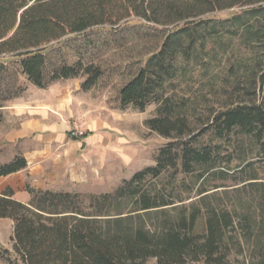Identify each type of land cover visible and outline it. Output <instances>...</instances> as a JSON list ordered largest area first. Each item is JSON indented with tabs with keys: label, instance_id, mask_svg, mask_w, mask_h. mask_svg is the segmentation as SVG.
<instances>
[{
	"label": "trees",
	"instance_id": "1",
	"mask_svg": "<svg viewBox=\"0 0 264 264\" xmlns=\"http://www.w3.org/2000/svg\"><path fill=\"white\" fill-rule=\"evenodd\" d=\"M225 13L224 17L218 16ZM131 30L151 41L143 64L118 89L120 109L155 104L145 125L169 141L154 165L115 190L82 193L25 184L21 202L0 194V218L12 221L6 264H264V192L257 213L205 206L217 166L264 165V0H0V122L25 90L103 76L95 60L68 43L89 32ZM155 37L156 41H153ZM119 40L114 39L113 42ZM189 70V76H186ZM16 155L0 177L26 168ZM171 170L173 198L143 188ZM221 185H215L219 188ZM193 198L192 200L185 202ZM181 203L168 214L167 205ZM185 202V203H184ZM163 207V208H160ZM259 216V218H258ZM156 220L155 222L153 221Z\"/></svg>",
	"mask_w": 264,
	"mask_h": 264
},
{
	"label": "rangeland",
	"instance_id": "2",
	"mask_svg": "<svg viewBox=\"0 0 264 264\" xmlns=\"http://www.w3.org/2000/svg\"><path fill=\"white\" fill-rule=\"evenodd\" d=\"M217 15L224 17L225 13ZM132 33L118 30L111 36L112 32L107 29H95L89 32L90 45L83 38L68 43L63 53L69 62L75 60L77 50L85 61L93 59L103 70V76L93 88L82 90V78L56 81L45 89L25 82L26 90L7 103L6 120H13L18 114V124H37L32 137H39L40 152L31 162L34 173H21L19 183L24 179L35 188L105 193L115 190L136 171L155 164L158 149L169 141L144 123L155 114L156 105L151 104L140 112L130 106L120 109L117 100L119 87L143 64L145 48L152 44ZM114 39L119 41L113 42ZM47 134L52 136L50 140L41 142V136ZM24 142L20 140L21 148ZM230 166L222 161L217 169L223 174L206 181L205 206L236 207L257 213L259 198L264 192V165L253 166L256 177L252 176L251 169L241 170L244 164ZM171 172L168 170L159 179L147 180L143 188L157 193L162 200H170L173 198L170 183L174 181ZM215 185L221 187L214 188ZM180 204L174 202L164 208L172 215ZM11 235L12 222L0 219V248L8 250L12 259ZM0 264L6 263L0 260ZM144 264L156 263L149 259Z\"/></svg>",
	"mask_w": 264,
	"mask_h": 264
},
{
	"label": "crops",
	"instance_id": "3",
	"mask_svg": "<svg viewBox=\"0 0 264 264\" xmlns=\"http://www.w3.org/2000/svg\"><path fill=\"white\" fill-rule=\"evenodd\" d=\"M37 89H41V88H37ZM5 108L6 106L3 108V120L0 122V163H6L12 160L16 155H21L26 159L27 166L26 168L20 171L0 177V194L4 192V190H6L7 188H10L14 192L13 197L15 199L21 202H28L30 196L28 192L25 190L26 182H24L23 179L22 182L19 183L18 179L21 178L20 175L23 172H27L30 174L34 173L33 172L34 167L31 166V162L34 158L37 157V154L40 152L38 146L39 137L36 138L32 137V131L35 127H37V124L35 125L32 123L18 124V116H17L18 114L13 118V120H6L4 114ZM41 137H42L41 142H43L45 139L50 140V137L52 136L47 134ZM20 140L25 141L23 148H21L19 145ZM0 219H6L11 221L8 218H0Z\"/></svg>",
	"mask_w": 264,
	"mask_h": 264
}]
</instances>
